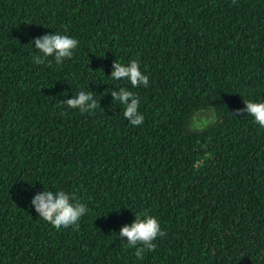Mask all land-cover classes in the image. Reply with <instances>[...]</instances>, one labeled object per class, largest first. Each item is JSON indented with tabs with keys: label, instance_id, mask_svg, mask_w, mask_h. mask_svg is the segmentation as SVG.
Segmentation results:
<instances>
[{
	"label": "trees",
	"instance_id": "16d2710c",
	"mask_svg": "<svg viewBox=\"0 0 264 264\" xmlns=\"http://www.w3.org/2000/svg\"><path fill=\"white\" fill-rule=\"evenodd\" d=\"M56 33L72 57L34 63ZM133 59L148 87L111 79ZM79 91L94 111L65 104ZM244 101L264 103V0H0V264H264V128ZM45 190L86 206L77 225L39 217ZM145 213L164 235L137 259L119 233Z\"/></svg>",
	"mask_w": 264,
	"mask_h": 264
},
{
	"label": "clouds",
	"instance_id": "9594fccd",
	"mask_svg": "<svg viewBox=\"0 0 264 264\" xmlns=\"http://www.w3.org/2000/svg\"><path fill=\"white\" fill-rule=\"evenodd\" d=\"M35 46L40 55H35L33 62L36 64L44 63L45 58L54 57L57 64H61L65 59H70L73 50L76 49L78 41L67 35L59 33L45 35L41 38L30 41ZM114 71L111 73V79H125L130 82L132 87L136 88L141 85L148 87L149 78L140 70L139 63L136 59L124 65L119 62L113 63ZM114 101H118L124 106V117L129 120L133 126L141 125L144 117L138 114L139 98L127 88L112 91ZM91 102V103H89ZM246 107L243 112L254 117L256 123L264 128V103H256L252 101H244ZM69 108L80 109L82 113L94 111L98 107V101L94 98L92 92L79 91L72 99H68L65 103ZM241 110H237L236 115L242 114ZM73 198L63 190L53 192L45 190L42 194L36 195L31 201L36 213L44 221L51 224L54 228H68L77 225L79 219L85 215L86 206L81 203L70 202ZM159 222L156 217L149 216L146 213L141 218L140 214L135 216L134 222L130 226L121 229L119 236L127 238L129 247H135V255L137 259L143 258L145 250L154 251L156 244L153 243L158 236H163ZM141 245L142 247H137Z\"/></svg>",
	"mask_w": 264,
	"mask_h": 264
}]
</instances>
